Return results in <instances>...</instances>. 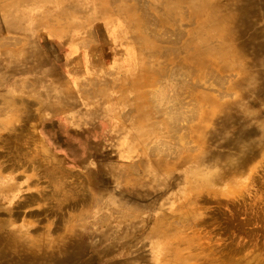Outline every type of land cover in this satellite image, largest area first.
I'll list each match as a JSON object with an SVG mask.
<instances>
[{"label":"rangeland","instance_id":"374dc122","mask_svg":"<svg viewBox=\"0 0 264 264\" xmlns=\"http://www.w3.org/2000/svg\"><path fill=\"white\" fill-rule=\"evenodd\" d=\"M0 264H264V0H0Z\"/></svg>","mask_w":264,"mask_h":264}]
</instances>
